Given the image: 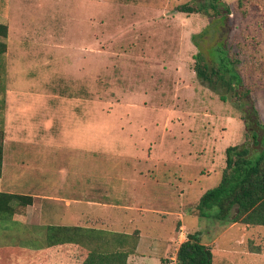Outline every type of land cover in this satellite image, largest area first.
I'll list each match as a JSON object with an SVG mask.
<instances>
[{
    "label": "rangeland",
    "instance_id": "obj_1",
    "mask_svg": "<svg viewBox=\"0 0 264 264\" xmlns=\"http://www.w3.org/2000/svg\"><path fill=\"white\" fill-rule=\"evenodd\" d=\"M198 1L204 0H0V23L8 26L0 57V139L15 135L5 122L10 100L14 117L26 124L18 135H57L56 167L71 169L84 154L72 143L75 128L87 130L93 121L96 174L110 169L117 179L119 169L134 168V160H123L127 147L146 158L142 168L157 157L159 178L169 181L159 186L160 204L184 212L186 228L200 231L204 243L215 239L213 264H264V226L213 223L196 207L220 182L229 146L262 148L245 132L257 128V119L264 123V0H223L231 8L226 23L178 10ZM202 32L204 40L194 37ZM220 39L239 60L249 90L240 101H223L194 70L195 41L210 47ZM103 139L111 142L109 151ZM176 219L149 226L143 249L157 250L150 237L168 233ZM18 227L0 221V247L44 246L37 228Z\"/></svg>",
    "mask_w": 264,
    "mask_h": 264
},
{
    "label": "crops",
    "instance_id": "obj_2",
    "mask_svg": "<svg viewBox=\"0 0 264 264\" xmlns=\"http://www.w3.org/2000/svg\"><path fill=\"white\" fill-rule=\"evenodd\" d=\"M15 107L8 100L5 122L7 129L15 135L6 136L4 140L0 191L30 195L34 201L26 207L22 219L6 222L19 225L18 229L32 225L37 228L38 235L45 234L44 230L49 225L92 227L127 234L137 230L138 245L136 251L129 256L127 264H150L153 260L156 264H176L179 245L187 240L189 233L194 232L186 228L184 212L160 204L159 186L167 185L169 181L160 180L157 157H148L150 162H146L145 157L140 158L139 153H132L134 149L127 147L124 154L122 153L123 160H134V168L119 169L117 179L110 169H101L96 174L93 153L96 143L93 137L94 122L88 120L92 127L87 130L75 128L76 138L72 141L82 145L80 149L84 154L76 156L72 161L73 166L70 165L71 169H61L60 166L56 167L58 154L51 145L57 141V135L38 139L18 135L19 130L26 124L25 120L19 121L14 117L12 110ZM172 134L178 136L175 131ZM79 139H84L85 142H78ZM104 140L101 143L106 144L104 149L109 151L108 145L111 142L106 143ZM136 150L139 151V148L136 147ZM89 152L93 155L91 160L88 157ZM140 159H144L151 167L142 168ZM56 175L60 178H55ZM171 215L177 216V219L172 222L169 232L162 234L160 231L157 236L150 237V247L158 249L151 252L144 250L148 227L155 230L163 228L159 224L170 220ZM215 242L214 239L206 244L213 245ZM168 252L174 253L171 261L167 259Z\"/></svg>",
    "mask_w": 264,
    "mask_h": 264
},
{
    "label": "trees",
    "instance_id": "obj_3",
    "mask_svg": "<svg viewBox=\"0 0 264 264\" xmlns=\"http://www.w3.org/2000/svg\"><path fill=\"white\" fill-rule=\"evenodd\" d=\"M178 10L187 13H205L212 22L226 23L230 6L223 0H204L184 3ZM8 26L0 23V57L7 52ZM194 37L204 40L205 33ZM200 51L195 56L194 70L199 79L218 92L223 101L236 97L238 101L249 95L234 59L224 39L204 47L195 41ZM201 48L206 49L203 52ZM257 114V112L255 111ZM248 128L250 119L243 117ZM257 128L247 129L246 135L255 144H262L253 151L243 145H231L226 150V165L220 182L204 192L197 205L198 215L213 218V223L223 225L237 222L264 226V123L259 119ZM4 137L0 139V176L3 170ZM30 195L0 191V221L20 220L26 207L32 204ZM43 247L8 245L0 247V264H127L136 251L139 231L131 234L92 227L49 225L45 228ZM252 252H260L252 247ZM176 264H213L212 248L204 243L201 232L189 233L187 240L177 250Z\"/></svg>",
    "mask_w": 264,
    "mask_h": 264
}]
</instances>
